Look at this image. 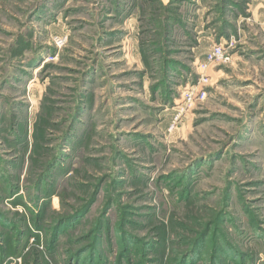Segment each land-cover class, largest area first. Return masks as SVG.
<instances>
[{"label": "rangeland", "instance_id": "rangeland-1", "mask_svg": "<svg viewBox=\"0 0 264 264\" xmlns=\"http://www.w3.org/2000/svg\"><path fill=\"white\" fill-rule=\"evenodd\" d=\"M0 264H264V0H0Z\"/></svg>", "mask_w": 264, "mask_h": 264}, {"label": "built area", "instance_id": "built-area-1", "mask_svg": "<svg viewBox=\"0 0 264 264\" xmlns=\"http://www.w3.org/2000/svg\"><path fill=\"white\" fill-rule=\"evenodd\" d=\"M66 42L67 37H55L53 39V43L58 49H61L63 46H65ZM231 58L232 57L227 53L222 44L213 46V48L206 53L205 60L198 63V70L201 75L198 86L185 93V100L188 104H194L197 101L206 98L207 92L202 86H205L210 82V77L207 74L210 67L215 64L229 63Z\"/></svg>", "mask_w": 264, "mask_h": 264}, {"label": "crops", "instance_id": "crops-1", "mask_svg": "<svg viewBox=\"0 0 264 264\" xmlns=\"http://www.w3.org/2000/svg\"><path fill=\"white\" fill-rule=\"evenodd\" d=\"M205 60V58L203 59V61Z\"/></svg>", "mask_w": 264, "mask_h": 264}]
</instances>
